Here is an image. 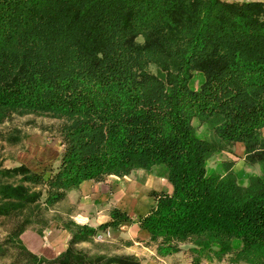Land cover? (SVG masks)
Instances as JSON below:
<instances>
[{
  "label": "trees",
  "instance_id": "obj_1",
  "mask_svg": "<svg viewBox=\"0 0 264 264\" xmlns=\"http://www.w3.org/2000/svg\"><path fill=\"white\" fill-rule=\"evenodd\" d=\"M14 114L62 119L64 145L48 176L0 165V216L13 223L6 243L18 261L143 264L79 251L99 229L73 220L54 258L21 235L47 227L46 211L84 180L162 164L172 192L139 218L159 254L187 243L198 259L264 264V1L0 0V124ZM195 119L212 138L197 134ZM236 142L246 164L261 166L248 182L231 164L209 171ZM128 219L115 209L101 228Z\"/></svg>",
  "mask_w": 264,
  "mask_h": 264
},
{
  "label": "crops",
  "instance_id": "obj_2",
  "mask_svg": "<svg viewBox=\"0 0 264 264\" xmlns=\"http://www.w3.org/2000/svg\"><path fill=\"white\" fill-rule=\"evenodd\" d=\"M264 1V0H262ZM264 136V128L261 130ZM246 147L243 142H236L232 149L223 151L222 156L233 161V155H239L238 163L245 165V170L255 169L261 174L259 164L248 165L245 162ZM29 167L32 168L30 164ZM33 169V168H32ZM215 170V169H214ZM210 171V166H209ZM223 171V170H222ZM167 166L159 164L150 168H139L130 174L119 176L110 174L103 180L88 179L71 188L66 197L50 208L56 211L58 221L50 224L41 232L26 229L21 238L32 251L47 258H54L69 247L72 233L63 223L73 220L77 224L99 229L90 240L77 244L90 254H96V245H111L113 250L108 255H131L139 258L143 264H213L211 259L202 257L193 251V247L181 244L179 251L161 255L158 244L150 240V233L140 225L139 218L148 214L156 204V195L171 193ZM118 209L129 217L117 225L101 228L112 221L113 210ZM61 218V219H60ZM110 231V236L98 240L97 235ZM100 251L98 254H105ZM215 260V259H214ZM225 258L215 264L225 262Z\"/></svg>",
  "mask_w": 264,
  "mask_h": 264
},
{
  "label": "rangeland",
  "instance_id": "obj_3",
  "mask_svg": "<svg viewBox=\"0 0 264 264\" xmlns=\"http://www.w3.org/2000/svg\"><path fill=\"white\" fill-rule=\"evenodd\" d=\"M153 70L155 71V69ZM62 125V119L52 116L38 114L12 115L4 123L0 124L1 170L4 167H13L25 163L27 165L30 164L33 169L30 168L33 171L44 173L46 176L54 173V169L60 164V159L64 150L61 135ZM194 125L197 127V134L199 136L208 138L213 137L214 133L207 127V125H200L197 119L194 120ZM222 154L223 152H219L211 158L209 162L210 171H222V165L227 163L231 164V168H233L241 181L248 182L252 175L260 174H256L253 167L250 170H245V165L238 163L239 155H233V161H231L230 158L227 159V155L224 157ZM15 178L19 177H11L10 180L13 181ZM6 180V177L0 176V182ZM57 214L56 211H50V209L46 211L45 218L49 221V224L50 221L59 220L55 219L58 218ZM63 223H65V221ZM12 227L13 223L11 220L7 217L0 216V264H26L18 261L17 250L6 243L8 233ZM40 228L39 225H33L28 229L37 232ZM239 245L240 242L236 241L235 246ZM187 246H190V244H187ZM76 248L79 251H85L83 250V247ZM93 249L96 254L100 251H105V254H109L110 251L113 250V247L111 245L99 244ZM206 258L211 259L214 262L213 264L219 262L222 258H225L226 260L220 264H237L233 263L231 260L232 257L228 255L222 258H218L216 255H211ZM197 264L209 263L199 262Z\"/></svg>",
  "mask_w": 264,
  "mask_h": 264
},
{
  "label": "built area",
  "instance_id": "obj_4",
  "mask_svg": "<svg viewBox=\"0 0 264 264\" xmlns=\"http://www.w3.org/2000/svg\"><path fill=\"white\" fill-rule=\"evenodd\" d=\"M106 236H110V231L106 230L104 233H100L97 235L98 240H104Z\"/></svg>",
  "mask_w": 264,
  "mask_h": 264
}]
</instances>
